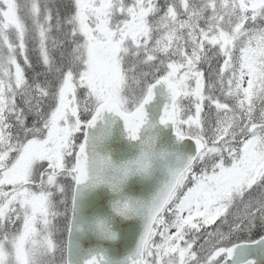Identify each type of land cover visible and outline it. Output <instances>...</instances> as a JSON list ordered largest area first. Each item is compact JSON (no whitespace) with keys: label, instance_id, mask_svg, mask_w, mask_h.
Masks as SVG:
<instances>
[{"label":"snow or ice","instance_id":"snow-or-ice-1","mask_svg":"<svg viewBox=\"0 0 264 264\" xmlns=\"http://www.w3.org/2000/svg\"><path fill=\"white\" fill-rule=\"evenodd\" d=\"M0 264H264V0H0Z\"/></svg>","mask_w":264,"mask_h":264}]
</instances>
